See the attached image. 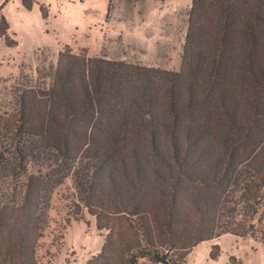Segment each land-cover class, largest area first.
I'll return each instance as SVG.
<instances>
[{
	"label": "trees",
	"instance_id": "1",
	"mask_svg": "<svg viewBox=\"0 0 264 264\" xmlns=\"http://www.w3.org/2000/svg\"><path fill=\"white\" fill-rule=\"evenodd\" d=\"M10 1L0 40L15 47ZM20 90L0 117V264H38L68 178L108 230L88 264H187L225 234L264 244V0H192L179 71L67 45L47 89Z\"/></svg>",
	"mask_w": 264,
	"mask_h": 264
},
{
	"label": "rangeland",
	"instance_id": "2",
	"mask_svg": "<svg viewBox=\"0 0 264 264\" xmlns=\"http://www.w3.org/2000/svg\"><path fill=\"white\" fill-rule=\"evenodd\" d=\"M37 2L40 9L36 5L28 10L22 0H11L4 8L19 44L8 47L0 42V117L19 108L21 88L44 91L50 86L59 54L55 50L68 42L73 41L70 48L78 54L181 69L192 0H111L108 14L109 0ZM41 7L50 11L48 19L42 17ZM107 234L80 205L73 180L68 178L53 192L38 264H88L101 252ZM215 244L221 252L212 259ZM232 255L240 264H264V244L252 237L225 234L199 243L186 262L228 264ZM139 264L159 263L142 258Z\"/></svg>",
	"mask_w": 264,
	"mask_h": 264
},
{
	"label": "crops",
	"instance_id": "3",
	"mask_svg": "<svg viewBox=\"0 0 264 264\" xmlns=\"http://www.w3.org/2000/svg\"><path fill=\"white\" fill-rule=\"evenodd\" d=\"M69 2H71V1H69ZM108 3H109V2H108ZM36 5H37V6L39 7V9H40L39 4L37 3ZM36 5H35V6H36ZM35 6H34V7H35ZM34 7H33V8H34ZM49 7L51 8V4H50ZM107 11H108V10H107ZM40 12H41V10H40ZM41 15H42V13H41ZM49 15H50V11H49ZM42 17H43V16H42ZM48 18H49V17H48ZM48 18H47V19H48ZM11 32H12V30H11ZM1 41H4V40H0V42H1ZM72 43H73V41H72V42L65 43L66 45H65V44H62V45H60V46L57 48V50H55V51H57V52L59 53V52L62 50V49L60 50V48H62L63 45L67 46V44H68L69 46H70V45L73 46ZM65 46H64V47H65ZM44 48H48V47H44ZM44 48H40V49H44ZM49 49H52V48H49ZM53 50H54V49H53Z\"/></svg>",
	"mask_w": 264,
	"mask_h": 264
},
{
	"label": "built area",
	"instance_id": "4",
	"mask_svg": "<svg viewBox=\"0 0 264 264\" xmlns=\"http://www.w3.org/2000/svg\"><path fill=\"white\" fill-rule=\"evenodd\" d=\"M63 1H76V0H63ZM48 5H50V4H48Z\"/></svg>",
	"mask_w": 264,
	"mask_h": 264
}]
</instances>
